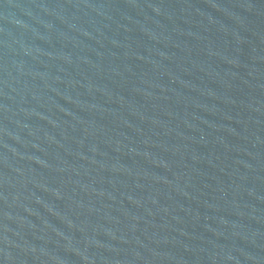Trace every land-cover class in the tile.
Segmentation results:
<instances>
[{
  "label": "water",
  "instance_id": "obj_1",
  "mask_svg": "<svg viewBox=\"0 0 264 264\" xmlns=\"http://www.w3.org/2000/svg\"><path fill=\"white\" fill-rule=\"evenodd\" d=\"M0 264H264V0H0Z\"/></svg>",
  "mask_w": 264,
  "mask_h": 264
}]
</instances>
